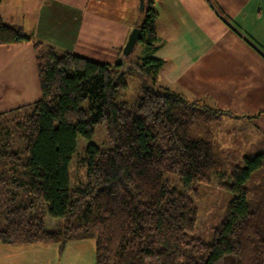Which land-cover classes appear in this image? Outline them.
<instances>
[{
  "label": "trees",
  "instance_id": "1",
  "mask_svg": "<svg viewBox=\"0 0 264 264\" xmlns=\"http://www.w3.org/2000/svg\"><path fill=\"white\" fill-rule=\"evenodd\" d=\"M156 17L153 0H143L146 55L123 57L121 48L114 64L42 45L0 18V45L33 43L40 90L37 101L0 113L1 245L93 238L94 264H264V134L252 125L256 140L239 165L209 131L230 114L157 83ZM128 76L139 80L133 101L123 99ZM97 125L110 147L85 148V179L70 188L76 138L90 139ZM213 176L232 198L205 243L194 199ZM45 216L62 227L48 230Z\"/></svg>",
  "mask_w": 264,
  "mask_h": 264
},
{
  "label": "crops",
  "instance_id": "2",
  "mask_svg": "<svg viewBox=\"0 0 264 264\" xmlns=\"http://www.w3.org/2000/svg\"><path fill=\"white\" fill-rule=\"evenodd\" d=\"M153 6L159 44L152 56L163 61L157 83L229 116L251 117L264 134V0H153ZM0 18L42 45L114 64L141 10L139 0H2ZM35 53L32 42L0 45V113L40 98ZM74 242L0 244V264H80Z\"/></svg>",
  "mask_w": 264,
  "mask_h": 264
},
{
  "label": "rangeland",
  "instance_id": "3",
  "mask_svg": "<svg viewBox=\"0 0 264 264\" xmlns=\"http://www.w3.org/2000/svg\"><path fill=\"white\" fill-rule=\"evenodd\" d=\"M19 4V0H11ZM143 46L137 43L131 56H144ZM127 89L124 91L123 99L133 101L139 95V80L136 76L127 77ZM213 140L220 147L232 149L239 165L242 164V154L247 151L250 143L256 140L252 131V125L245 121L244 118H234L233 116L222 115L214 121L209 129ZM192 135L195 137L204 136V131L193 130ZM94 144L100 148H109L106 130L104 125H97L90 139L78 136L76 138L75 152L69 163V183L73 188L79 181H84V171L79 167V156L89 144ZM176 176L169 174L167 178L175 179ZM198 197L194 199L195 206L198 209L195 234L205 243H211L213 238L212 228H214L224 217L228 202L232 194L217 186V178L213 176L208 184H199L197 186ZM45 227L48 230H58L62 227L63 220L45 216ZM77 246L75 249L76 259L80 264H94V240L87 238L82 241L76 240L73 243ZM67 251V250H66Z\"/></svg>",
  "mask_w": 264,
  "mask_h": 264
},
{
  "label": "water",
  "instance_id": "4",
  "mask_svg": "<svg viewBox=\"0 0 264 264\" xmlns=\"http://www.w3.org/2000/svg\"><path fill=\"white\" fill-rule=\"evenodd\" d=\"M139 9L143 10V0H139ZM141 37L142 31L140 27H135L131 30L121 51L123 57H128L133 52L135 45L139 42Z\"/></svg>",
  "mask_w": 264,
  "mask_h": 264
}]
</instances>
